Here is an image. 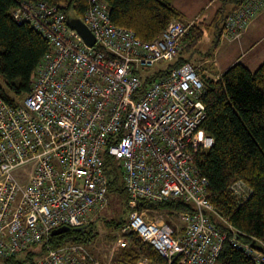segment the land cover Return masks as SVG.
<instances>
[{
  "label": "built area",
  "instance_id": "1",
  "mask_svg": "<svg viewBox=\"0 0 264 264\" xmlns=\"http://www.w3.org/2000/svg\"><path fill=\"white\" fill-rule=\"evenodd\" d=\"M263 11L264 0H243L227 15L221 37L238 40ZM12 14L39 32L51 51L36 67L22 102L0 96L3 264L42 244L46 250L34 264H101L82 243L54 247L49 241L62 228L92 225L106 203L109 158L121 166L128 193V222L117 231L119 243L134 232L165 264H218L229 242L254 264H264V242L240 239L209 200L208 180L194 163L190 149H209L215 142L209 136L194 141L207 116L196 69L185 63L156 77L143 76L176 60L190 24L173 21L159 38L144 43L134 31L111 22L105 0H89L79 18L96 39L89 47L68 26L67 16L75 17L60 6L26 0ZM146 78L151 82L144 89ZM231 191L239 200L251 195L241 181ZM169 199L195 208L177 215L182 228L150 220L148 209L138 210L142 201Z\"/></svg>",
  "mask_w": 264,
  "mask_h": 264
},
{
  "label": "trees",
  "instance_id": "2",
  "mask_svg": "<svg viewBox=\"0 0 264 264\" xmlns=\"http://www.w3.org/2000/svg\"><path fill=\"white\" fill-rule=\"evenodd\" d=\"M20 1L26 0H0V96L14 104L30 92L36 67L51 51V45L39 32L27 23H18L13 17L12 12ZM27 1L60 6L75 18L82 17L89 8V0ZM105 1L108 4L111 22L118 28L134 31L144 43H151L159 38L171 22H184V15L173 6L172 0ZM220 1L222 7L211 26L220 29L218 33L221 36L227 15L236 9L234 7L227 11L226 6L235 3L238 7L243 0ZM196 21L187 23L191 27L181 39L182 51L175 61L167 63L169 65L165 71L188 63V59L182 56L183 53L193 50L204 37L205 29L209 28L205 25L200 26L202 23ZM217 47L218 44H215L214 51ZM162 73L164 74V71L161 70L156 76ZM202 81L205 87L202 100L206 105L207 116L197 132L202 137H212L215 142L209 149L191 148L194 163L201 175L208 180L209 200L216 211L241 233L240 239L250 242L255 238L264 242V63L253 72L238 62L228 68L217 81L210 78ZM150 82V79L144 80V89ZM108 165L111 167L108 174L109 188L118 184L121 190H126L121 166L116 165L112 158L108 159ZM239 181L244 182L251 191L246 200H239L231 191V186ZM145 209L168 213L175 217L183 212L195 211L192 204L182 199H169L161 203L140 202L138 210ZM126 212L128 215V207ZM213 221L218 226L225 227L216 216H213ZM127 222L128 216L116 223V232ZM96 234L94 235L90 225L83 233L71 230L56 234L51 237L49 243L54 247L66 243H84L94 238ZM124 237L131 243V248L118 254L119 264H138L140 261L148 264H165L157 250L144 242L138 234L132 232ZM116 239L117 236L114 235L113 243ZM45 245H35L6 264H34L45 252ZM218 264L254 263L226 242Z\"/></svg>",
  "mask_w": 264,
  "mask_h": 264
},
{
  "label": "rangeland",
  "instance_id": "3",
  "mask_svg": "<svg viewBox=\"0 0 264 264\" xmlns=\"http://www.w3.org/2000/svg\"><path fill=\"white\" fill-rule=\"evenodd\" d=\"M176 6L180 8L181 12H183L184 17L183 20L186 23L191 22H198L203 25L208 26L211 23L212 18L214 17L218 7L220 6L219 0H174ZM198 24V25H199ZM208 29H205V34L202 40L194 46V49L188 50L183 53V57L186 59L192 60L193 63H197L200 59H205L208 55L211 57L214 56L216 52H214V45L218 44V63L217 65L211 64L207 65L206 69H204V73L206 76H210L213 71H221L226 68L231 62L236 58V56H241L243 53L240 52L241 49L237 46L238 44H228L227 41L218 40L217 33L215 27L208 26ZM219 27V26H218ZM244 35V34H243ZM242 35V36H243ZM241 36V37H242ZM264 30L262 32H258L255 38H264ZM241 37L238 40L239 41ZM229 41V42H234ZM231 45V46H230ZM230 47L232 49L230 56L225 57L223 55L226 48ZM264 39L263 41L257 46V48L248 54L245 57V61H249L254 57H261L264 56ZM246 53L247 51H243ZM263 61H264V57ZM169 64L167 63H160L154 68L153 70L146 72L143 74L144 77L146 76H156L161 70H165V68ZM255 68V67H252ZM257 69H252L251 71H256ZM23 99L18 101L22 102ZM195 142L202 141V136L199 134L194 139ZM114 185L112 188L110 187L108 193L106 195V203L102 210L98 213V216L93 220L92 228L94 234L96 236L91 240L85 241L83 246L86 250L101 264H110L113 261L118 263L117 256L118 254L126 249L131 248V243L126 239L127 242L122 241V244L118 242L119 238L116 232V223L121 222L126 215V203L128 200V193L126 190H121L120 185ZM150 220H155L158 223L160 222H167L171 223L172 225L178 226V228H182L185 226V223L179 220L177 217L168 214V213H161L158 211H148L147 214ZM116 235L117 239L113 243L112 238ZM111 241V242H110ZM20 257V256H18ZM1 261V260H0ZM4 262L1 261L0 264ZM138 264H148L145 261H140Z\"/></svg>",
  "mask_w": 264,
  "mask_h": 264
},
{
  "label": "crops",
  "instance_id": "4",
  "mask_svg": "<svg viewBox=\"0 0 264 264\" xmlns=\"http://www.w3.org/2000/svg\"><path fill=\"white\" fill-rule=\"evenodd\" d=\"M219 2H220V6L218 7L214 17L212 18L211 23L208 25L210 27H212L211 25L214 22V19L216 17L218 10L222 7V2L220 0H219ZM172 4L179 12H181L180 8H178L176 6V3L174 0H172ZM236 6L237 5L235 3L228 4V6H226V9H227V11H230L234 7L236 8ZM181 13L183 14V12H181ZM208 26H206V27H208ZM263 30H264V11L249 25L248 29L245 31L244 35L241 37V39L239 41L229 42V41L225 40L224 38H222L219 33H217V37H218L219 42L224 39L225 42L226 41L228 42V43H225L226 45L237 43L238 44L237 46L241 49L240 52H242L243 54L241 56H239V55L236 56V58L231 62V64L228 65L223 70L218 71V72L213 71L210 76H206L205 74L201 75V73H204L203 71H204V69H206L207 65H211V64L217 65V63H218V53H217L218 47H217L216 51H214L216 53L214 54L213 57L208 56L205 59L198 60L197 63H193L192 60L190 61L188 59V63L193 65V67L196 69V71H197V73L201 79L210 78V79H214L215 81H217L219 79V77L226 70H228V68H230L231 66H233L234 64H236L238 62L243 63L250 70L258 69L260 67V65L264 63L263 58H262L264 56L254 57L253 59H251L249 61H245L244 56H247L248 54L253 52L257 48V46L263 41L264 38H259V39L253 38V37H256V34L258 32H262ZM216 32H220V29H216ZM231 51H232V49L230 47H228L223 52L224 53L223 55H225V57L227 58L230 56ZM243 51H247V52L244 53ZM263 54H264V51H263ZM252 67H255V68H252Z\"/></svg>",
  "mask_w": 264,
  "mask_h": 264
},
{
  "label": "water",
  "instance_id": "5",
  "mask_svg": "<svg viewBox=\"0 0 264 264\" xmlns=\"http://www.w3.org/2000/svg\"><path fill=\"white\" fill-rule=\"evenodd\" d=\"M67 23H68V26L72 30H75L83 38V40L85 41V43L89 47H93L95 45L96 39H95L94 35L91 33L89 28L82 22L81 19L67 16ZM86 230H87L86 227L85 228H73L72 229L73 232H81V233L85 232ZM68 231H69L68 228H62L56 234L65 233Z\"/></svg>",
  "mask_w": 264,
  "mask_h": 264
}]
</instances>
